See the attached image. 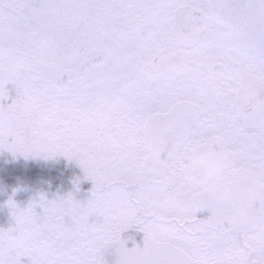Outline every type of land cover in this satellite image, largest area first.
<instances>
[{"label":"snow or ice","instance_id":"snow-or-ice-1","mask_svg":"<svg viewBox=\"0 0 264 264\" xmlns=\"http://www.w3.org/2000/svg\"><path fill=\"white\" fill-rule=\"evenodd\" d=\"M0 151L92 184L0 264H264V0H0Z\"/></svg>","mask_w":264,"mask_h":264},{"label":"rangeland","instance_id":"rangeland-1","mask_svg":"<svg viewBox=\"0 0 264 264\" xmlns=\"http://www.w3.org/2000/svg\"><path fill=\"white\" fill-rule=\"evenodd\" d=\"M16 168H35L41 171L49 170L51 172L63 173L68 170L74 177H82V170L75 162H69L63 156H58L55 159H44L42 157L25 159L22 156L13 157L6 151H0V169H7L8 167ZM11 192L7 190L3 182L0 180V227L7 228L14 224V220L10 215V209L7 207L6 202L9 198L13 199L17 204L26 206L27 203L40 193L47 195L49 199L55 198L57 194L64 195L72 192L77 199L86 200L90 192L76 190V186H70L63 180L53 182L52 179L39 180L35 183L19 184L13 186ZM124 239L128 240V246L132 247L134 244H142V234L136 229H130L124 233ZM110 264L114 256L107 257Z\"/></svg>","mask_w":264,"mask_h":264},{"label":"trees","instance_id":"trees-1","mask_svg":"<svg viewBox=\"0 0 264 264\" xmlns=\"http://www.w3.org/2000/svg\"><path fill=\"white\" fill-rule=\"evenodd\" d=\"M57 177L58 180H63V182L68 183L70 186H74V180L76 179V177L71 176L67 169L64 170L63 173L59 174L55 171H41L35 168H16L9 166L7 169H0V180L3 182L4 186L9 192H11L10 189L13 186L15 187L16 183H35L36 181L45 179H52V181L55 182L57 181ZM91 189V182L81 179L79 183V190L91 192Z\"/></svg>","mask_w":264,"mask_h":264},{"label":"flooded vegetation","instance_id":"flooded-vegetation-1","mask_svg":"<svg viewBox=\"0 0 264 264\" xmlns=\"http://www.w3.org/2000/svg\"><path fill=\"white\" fill-rule=\"evenodd\" d=\"M201 215H204V214H201Z\"/></svg>","mask_w":264,"mask_h":264}]
</instances>
